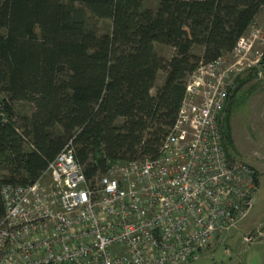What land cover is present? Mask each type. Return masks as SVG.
Segmentation results:
<instances>
[{
  "label": "trees",
  "instance_id": "16d2710c",
  "mask_svg": "<svg viewBox=\"0 0 264 264\" xmlns=\"http://www.w3.org/2000/svg\"><path fill=\"white\" fill-rule=\"evenodd\" d=\"M263 9L264 0H159L155 9L143 0H0V186L33 182L68 142L88 180L116 162L155 158L188 76L231 52ZM260 62L264 70V49Z\"/></svg>",
  "mask_w": 264,
  "mask_h": 264
},
{
  "label": "built area",
  "instance_id": "2783aa9c",
  "mask_svg": "<svg viewBox=\"0 0 264 264\" xmlns=\"http://www.w3.org/2000/svg\"><path fill=\"white\" fill-rule=\"evenodd\" d=\"M246 32L188 76L155 158L88 180L68 142L33 182L1 185L0 264H188L233 228L256 184L230 158L219 115L242 73L263 70L256 17Z\"/></svg>",
  "mask_w": 264,
  "mask_h": 264
},
{
  "label": "rangeland",
  "instance_id": "374dc122",
  "mask_svg": "<svg viewBox=\"0 0 264 264\" xmlns=\"http://www.w3.org/2000/svg\"><path fill=\"white\" fill-rule=\"evenodd\" d=\"M158 1L143 0V6L155 9ZM256 21L264 38V9L256 15ZM99 29L100 32H109L110 20H101ZM154 47L165 59L172 54L170 46L155 43ZM256 48L262 47L256 45ZM193 52L200 55L202 47L194 46ZM227 59L233 61L230 55ZM161 79L162 72L159 71L155 83ZM13 107L18 113L31 112V106L26 103H16ZM220 122L230 158L252 166L257 183L246 215L233 228L218 236L198 259L188 264H264V70L257 68L242 73Z\"/></svg>",
  "mask_w": 264,
  "mask_h": 264
},
{
  "label": "water",
  "instance_id": "95a60500",
  "mask_svg": "<svg viewBox=\"0 0 264 264\" xmlns=\"http://www.w3.org/2000/svg\"><path fill=\"white\" fill-rule=\"evenodd\" d=\"M221 115H222V112H221V114L219 115V119L221 118ZM250 169H252L253 170V175H252V177H253V180H254V182H255V184L257 183V181H256V171L253 169V167L252 166H250V165H247Z\"/></svg>",
  "mask_w": 264,
  "mask_h": 264
},
{
  "label": "crops",
  "instance_id": "0c3cea01",
  "mask_svg": "<svg viewBox=\"0 0 264 264\" xmlns=\"http://www.w3.org/2000/svg\"><path fill=\"white\" fill-rule=\"evenodd\" d=\"M160 83H161V81H160L159 83L155 84V86H158V85H160Z\"/></svg>",
  "mask_w": 264,
  "mask_h": 264
}]
</instances>
